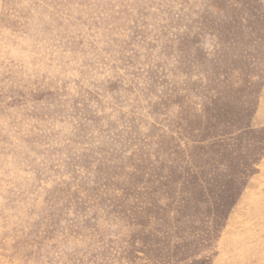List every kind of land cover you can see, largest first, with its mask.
<instances>
[{
    "label": "rangeland",
    "instance_id": "obj_1",
    "mask_svg": "<svg viewBox=\"0 0 264 264\" xmlns=\"http://www.w3.org/2000/svg\"><path fill=\"white\" fill-rule=\"evenodd\" d=\"M0 264H264V0H0Z\"/></svg>",
    "mask_w": 264,
    "mask_h": 264
}]
</instances>
